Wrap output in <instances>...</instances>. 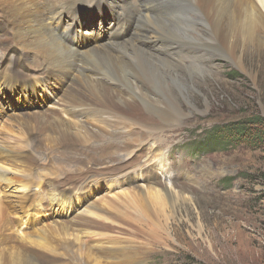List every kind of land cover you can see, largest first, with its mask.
Here are the masks:
<instances>
[{
    "label": "bare ground",
    "instance_id": "obj_1",
    "mask_svg": "<svg viewBox=\"0 0 264 264\" xmlns=\"http://www.w3.org/2000/svg\"><path fill=\"white\" fill-rule=\"evenodd\" d=\"M90 1L96 5L102 2ZM186 1L193 6L195 15L187 20L181 15L168 24L153 21L159 14H154L152 8H158L160 0L137 1L138 26L131 28L135 15L130 0H118L113 28H107L108 39H103L100 32L92 41L79 37L76 29L80 24L77 5L88 0H0V52L6 57V63L0 64V88L4 84L19 86L24 94L21 96L28 93L31 100L30 106L23 101L17 106L18 114H10L15 122L10 130L19 134L23 143H0V228L14 227L7 220L12 208L26 216L39 211L51 219L45 228L23 235L29 241L26 246L13 242L10 247L0 248V264H143L147 255L125 247L133 241L131 238H149L146 240L155 245L153 235L157 229L153 227L169 220L161 209L168 210L197 194L199 189L193 181H182L176 175L170 184L153 176L155 186L137 185L139 179H132L137 186L131 192L134 200L126 203L128 215L115 212L117 216L105 217L127 228L105 219L100 221L99 215L74 213L76 204L83 201L79 196L87 195L82 188L86 180L129 168L145 151L149 131L150 135L154 131L159 133L177 123L180 111L170 83L180 88L198 72L195 64L186 65L187 58L205 62L220 57L241 63L239 46L262 50L264 0ZM69 10L72 13L66 18ZM147 28L151 29L150 35ZM162 33L183 37L189 44L182 46ZM160 37L162 42L151 47V51L144 48L148 46L140 47L142 40ZM5 74L11 75V79ZM27 80L29 85H20ZM55 83L62 86L61 90ZM42 90H48L52 100L49 105L38 101V107H34V99ZM144 110L158 119L150 123L143 116ZM144 123L149 126L144 128ZM138 141L139 151L132 152ZM62 146L65 150H61ZM47 167L58 172L62 168L65 174L53 177ZM170 169L171 166L169 178ZM147 177L142 180L150 179ZM13 184L18 192L23 191L15 203L6 192V187ZM56 207L61 213H55ZM80 235L89 238L82 241ZM92 236L98 237L97 244ZM5 243L0 235V246Z\"/></svg>",
    "mask_w": 264,
    "mask_h": 264
},
{
    "label": "rangeland",
    "instance_id": "obj_2",
    "mask_svg": "<svg viewBox=\"0 0 264 264\" xmlns=\"http://www.w3.org/2000/svg\"><path fill=\"white\" fill-rule=\"evenodd\" d=\"M117 1L102 0L97 5L90 0L83 5L79 3L76 11L77 20L80 21L76 27L78 36L94 41L97 39L96 34L101 32L103 39L107 40V28H113ZM137 1L150 3V0L149 2L148 0H130L131 11L135 15V23L131 28L138 26L139 15L136 14L135 7ZM160 1L158 8H152L154 14H159L154 17L156 19L153 18V21L157 20V22L168 24L170 20L180 18L181 15L185 16V20L195 15L193 6L189 5L191 3L186 0ZM141 9L143 11L144 7ZM193 12L194 14H192ZM70 13L72 10L66 12V18L70 17ZM0 15H2L1 12ZM0 19L2 20V18ZM90 31L95 32L90 35ZM147 32L149 35L152 33L149 28L146 29ZM162 34L171 41L180 42L182 46L189 44L188 40L183 37L179 39L175 38L173 34ZM160 38L142 40L143 45L140 47L148 46L144 48L151 51V47L155 48L162 42L163 39ZM148 39L153 38L148 36ZM77 41L75 38V42ZM208 55L206 54L205 57ZM238 55L241 63L220 57H211L205 62H201L200 58L196 57L187 58L189 60H186V65L195 64L198 67V72L192 75L191 80L188 78L180 88L170 83L180 111L177 123L164 128L159 133L154 131L152 136L150 135L152 132L149 131L145 139L147 141L145 151L132 162L129 168L115 170L106 175H95V179L93 177L89 181L86 180L82 185L87 195L79 196L83 198V201L76 204L74 213L94 217L99 215L100 218H97L100 221L105 219L104 221L110 223L112 220H107L106 215L113 216L116 215L115 212H120L118 215L121 216L128 215L126 213L129 211L125 210L126 203L129 200H134L132 199L134 194L131 193L133 188L137 185L155 186L154 182L156 181L151 179L153 176L167 184L171 183L174 175L182 181L194 182L199 191L193 195L192 200H180L175 207L168 208V210L160 207L163 208L161 211L166 215V218L168 215L169 220L164 219L162 226L153 227V230L157 229L158 231H154L153 235L156 236L155 245L150 244L149 238H146L148 240L140 239L143 244L140 240L136 241L131 238L133 241L129 243V246L121 245V247L125 246L127 250L131 247L143 255H147L143 264H264V149H253L241 144L229 150H210L202 154H195L187 150L186 147L187 144H193L194 140L203 138L204 133L216 125L254 116L264 117V46L261 51L253 46L248 48L239 46ZM5 59L6 57L0 52V64L6 63ZM177 70L180 71V69ZM5 76L11 79V75L5 74ZM15 82L20 83L19 81ZM29 83L30 81L27 80L21 82L20 85H29ZM56 85L61 90L62 86L58 83H55ZM1 87L0 143L22 144L23 139L19 134L14 135L15 133L13 134L10 130L12 124L15 123L10 114L19 113L17 106L22 101L26 106H30V94L27 93L25 97L21 96L24 94L18 90L21 88L19 86L12 87L4 84ZM11 93H14L15 97L10 95ZM39 93V97L34 99L36 100L34 107H38V101L49 105L52 96L48 90L45 92L42 90ZM144 111L143 116L149 119L150 123L154 122L152 120L158 119L157 116L151 118L149 112ZM143 126L146 128L149 124L144 123ZM110 129L109 131H111ZM32 135L36 136V134ZM119 137H122V134ZM113 142L115 144L116 138ZM140 143V141L134 143L131 151L138 152ZM60 148L65 150L64 146ZM169 166H171V178L168 177ZM46 169L52 174L54 173L53 177L65 171L62 168L59 172L52 167ZM12 174L16 176L17 172ZM144 177L150 179L144 182L142 180ZM132 179H139L136 186ZM6 185L8 184H4V186ZM16 187L15 184L6 187L8 188L6 192L10 194V199L14 203L23 192L20 187H18L20 189L18 192ZM104 202L110 208L108 206L106 208ZM13 209H10L11 212L8 214L7 220H11L14 227L7 230L0 228V235L6 240V243L0 246V248L3 247L2 249L6 246L10 247L13 242H16V246H26L29 241L24 238L25 233H33L37 228L43 229L51 223L49 216H44L42 212L35 211L31 216H26L18 214ZM55 213H61V210L56 207ZM113 222L111 224L115 226L119 223L116 220ZM121 226L119 223L117 227ZM124 227L122 226V228ZM80 236H82L80 237L82 241L89 238L86 235ZM92 237L97 244L98 237ZM94 242L91 243L94 244Z\"/></svg>",
    "mask_w": 264,
    "mask_h": 264
},
{
    "label": "trees",
    "instance_id": "obj_3",
    "mask_svg": "<svg viewBox=\"0 0 264 264\" xmlns=\"http://www.w3.org/2000/svg\"><path fill=\"white\" fill-rule=\"evenodd\" d=\"M241 144L264 149V117L254 116L216 125L206 131L203 138L186 147L195 154H202L210 150H229Z\"/></svg>",
    "mask_w": 264,
    "mask_h": 264
}]
</instances>
